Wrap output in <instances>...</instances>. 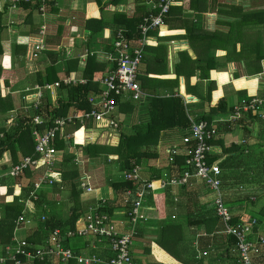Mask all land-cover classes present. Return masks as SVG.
<instances>
[{
	"label": "crops",
	"instance_id": "1",
	"mask_svg": "<svg viewBox=\"0 0 264 264\" xmlns=\"http://www.w3.org/2000/svg\"><path fill=\"white\" fill-rule=\"evenodd\" d=\"M19 4L14 7L10 3H0L2 50L0 97L10 98L14 103V109L21 107L22 97L27 88L45 85L51 88L43 91V97L46 96L49 104L57 108L59 102L68 100L70 87L87 83L83 72L89 65V61H94L98 67L93 73L94 83L107 75L111 69L108 58L110 54H113L112 38L116 30L120 29L115 23V15L125 14L127 18H130L135 10L134 0H116L115 3L111 0H48L44 15L41 16L34 3L33 9L20 7ZM181 5L182 1L179 0L175 6ZM228 5L239 6L243 11H255L263 8V0H218L216 9L227 10ZM182 13L185 17L194 18V13L190 9L185 8ZM197 19L204 32L213 33L220 28L216 22L225 20L226 17L208 10L197 16ZM42 26L45 27V32L41 38L39 32ZM220 29L223 32L226 31L225 28ZM183 34V31L169 32L166 25L164 28L149 32L151 42L144 48L138 74L143 98L139 101L123 100L118 103L114 115L119 125L117 130L101 131L92 121L80 123L78 119L70 120L57 135V139L64 143V148L56 150L52 167L43 166L37 170H28L32 174L28 179L32 186L44 175L53 174L54 177L51 184L47 182L42 184L36 192L37 200L44 202L41 216L47 218L52 209H56V213L62 220L69 215L71 205L67 199L70 192L68 186L61 181V172L72 168L78 171L79 178L88 176L89 184L94 189L91 194H85L78 189L82 213L75 227L83 228V216L89 208L98 207L101 212L107 213L105 212L107 207H115L112 213L108 214L112 218V225L120 234L130 233L132 227L127 211L120 207L121 203L117 205L118 196L112 187L114 182H121L124 179V172L119 170L118 156L100 153L98 157L89 158L83 148L87 145L116 148L121 134L127 136L144 134L149 121L151 98H167L174 95L181 96L184 101L191 100L187 104L188 116L197 119L202 117L204 119L200 120L206 121L216 129V136L211 140L213 143L210 144L208 161L217 163L221 169L224 202L233 219H242L247 215L252 217V214H257L264 206V138L262 135L264 117L261 118L259 114H255L247 115L240 121L229 120L233 106L242 99L264 94V73L247 74L244 61L237 59L236 56L240 50L238 43L233 56L234 60L239 61L238 63L226 60L225 51H216L215 64L218 67L210 72L209 79L212 81L210 94L207 91L208 80H201L198 70L195 71L190 82V94L186 93L183 76L178 78V86L172 88V80L176 78L174 66L180 62V54L186 52L189 58L194 60L196 54L192 47L197 51L200 49L197 44L190 45L189 41L182 37ZM40 39L43 49L35 58L28 59L29 44L31 42L34 44ZM159 44L166 46L165 61L162 58V64L154 63L155 52L149 55L151 51H147L148 48L155 49ZM21 48H24L23 55ZM162 53L157 55L160 56ZM260 64L264 71V59ZM37 74H41V77L36 78ZM5 78L10 81V87L3 88ZM47 78H50L52 82H47ZM242 79L250 81L255 79L256 85L237 88L234 82ZM37 80L42 84H38ZM55 83L59 86L55 87ZM96 85L97 92L90 91L87 98L98 93L99 82L96 81ZM220 103L225 109L218 108ZM261 111L264 115V108ZM13 112L14 110L0 113V130L8 132L10 128H13L9 125ZM80 114L73 103L67 115L62 118L69 119L75 116L77 118ZM4 132L0 131V135ZM185 135L186 131L176 128L165 130L160 132L156 139L153 138L148 147L140 149L148 156L137 164L141 167L140 175L143 180L157 181L169 175L168 173L172 170L168 164L169 152L176 148L180 156H183L184 146L181 139ZM68 155H71L70 163L65 161ZM17 159L20 161L21 156L17 155ZM11 164L13 165L12 155L9 151H5L0 158V168L5 170ZM231 170L236 171L231 172ZM173 173L175 174L176 171ZM6 178L11 180L6 181ZM6 178L1 183L6 181L5 185L12 192L10 195L0 194V205L12 203L21 191L22 182L20 183L18 178ZM236 185L239 187H235ZM154 196H157L159 200L163 199L160 217L157 215ZM142 204L147 219L145 223L139 225V231L135 229L136 234L130 246V252L138 264H181L154 243L167 224L180 226V232L177 234V236L180 235L179 250L181 249L182 259L186 263L235 264L232 240L230 236L223 233L222 222L216 218L217 223L212 232L207 233L205 230L211 225H205L207 220L215 216L213 196L201 182L193 179L184 189L168 188L164 191L151 192L144 196ZM33 209L34 213L35 211L37 213L35 205ZM32 220V223L17 229L14 227L13 237L29 239L38 234L44 239L47 238L48 232L41 228L34 217ZM7 245H0V255ZM66 245L76 254L95 255L102 259L111 255L105 242H98L87 236L69 239ZM155 248L162 251L172 262L158 260L154 252Z\"/></svg>",
	"mask_w": 264,
	"mask_h": 264
},
{
	"label": "built area",
	"instance_id": "2",
	"mask_svg": "<svg viewBox=\"0 0 264 264\" xmlns=\"http://www.w3.org/2000/svg\"><path fill=\"white\" fill-rule=\"evenodd\" d=\"M47 0H0L13 4L15 7L19 3H30L38 5V11L41 16L44 15L45 3ZM179 0H147V16L138 26L139 37L131 40L127 37L125 29L116 30L112 38L113 54L109 55L110 70L103 76L99 82L98 93L87 98L89 110L81 113L78 117L69 119L56 118L52 120V125L45 127L40 132L39 127L44 125L42 113L39 115H29L25 125L32 128L31 135L34 139V154L21 158L17 164H11L5 170L0 168V184L6 177L17 178L29 169L37 170L43 166L51 168L55 157L56 149L53 146L59 131L63 130L66 122L78 119L80 123L86 121L94 122L95 126L101 131L117 130L119 125L114 115L117 105L123 100L139 101L143 98L140 84L138 83L139 66L144 56V48L150 43L149 32L164 28L162 15L166 14L170 7L178 4ZM158 9L159 13L153 15V11ZM45 27L42 26L39 32L42 38ZM43 49L41 39L28 47V59H33L37 53ZM55 87L59 84L55 83ZM51 86L32 87L25 90L22 97L23 109L25 112L38 110L43 91L50 89ZM34 91V92H33ZM32 92V93H31ZM191 100L184 101L187 105ZM264 108V94L251 96L242 99L233 106L229 116L230 121H240L247 115L259 114L264 117L261 109ZM16 114L9 119V125L13 126ZM189 127L186 135L182 137L181 142L184 146L182 151L184 164L178 175L163 176L157 181H145L141 178V167L132 164L129 171L124 172L123 178L127 182L139 185L137 190H128L126 197H134L132 209L127 213L131 223V231L127 234H120L112 225V218L107 213L101 212L98 207L89 208L83 216L84 226L74 230L62 232L60 229L51 231L47 238L40 244L33 245L26 238L17 239L13 237L11 244L5 246L0 255V264H23L21 259L24 257L31 260L38 259L43 261L46 257L60 264H138L130 252L132 238L136 234L135 229L142 223H145L147 217L143 212L144 196L154 193L158 190H166L187 186L191 180H199L212 194L215 216L223 224V233L234 239L235 264H255V259H264V220H258L256 217H250L248 220L238 219L233 222L225 202L222 192L221 169L217 163L208 161L210 153V142L216 136V129L204 120L188 116ZM2 137V134L0 135ZM177 156H180L179 150L173 148L169 152L168 164L172 165ZM89 177L84 176L78 179V189L85 194H91L94 189L89 184ZM54 181L53 174L44 175L37 182L33 183V190L30 192L28 200L25 202V213L15 222V229L22 227L27 223H32L34 214L33 201L37 200L36 192L44 183L51 184ZM176 200V199H174ZM28 215V216H27ZM27 216V217H26ZM41 220H45L42 216ZM91 237L98 242H105L108 246V252L111 254L106 259L95 255L76 254L66 242L76 237ZM33 251L25 250L29 248ZM33 252V253H32ZM203 255H205L203 253Z\"/></svg>",
	"mask_w": 264,
	"mask_h": 264
},
{
	"label": "trees",
	"instance_id": "3",
	"mask_svg": "<svg viewBox=\"0 0 264 264\" xmlns=\"http://www.w3.org/2000/svg\"><path fill=\"white\" fill-rule=\"evenodd\" d=\"M111 1L114 3L116 2V0ZM134 1L135 10L134 14L130 18H127L125 14L115 15L116 25L121 29H125L127 37L131 40H135L139 37L138 26L143 22V18L147 16V6L145 5L147 0ZM181 1V6H172L169 8L166 14L162 15L163 23L167 26L169 32L180 33V31H183L184 34L182 37L187 39L190 45L197 44L200 49L197 51L191 46L196 54V58L194 60H191L186 52L180 54V62L174 66V74L176 78L172 80V88L174 86H178V78L183 76L185 79L186 93L190 94L191 90L189 85L190 82H192L195 71L198 70L199 78L201 80H208L207 91L210 94V88L212 85V81L209 79L210 72L216 70L218 67L215 64L216 51H225L226 54L224 57L226 60L236 61L238 63L239 61L236 59L234 60L233 57L236 44L238 43L240 44V50L236 56L237 59L244 61V69L247 74L254 75L262 72L264 73L260 64L261 60L264 59V0L263 8L255 11H243L241 7L236 5L226 6L228 8L227 10L224 8L223 10H218L216 9L218 0ZM47 2L48 0L46 3ZM19 6L33 9V5L30 3H20ZM35 6L38 8V5L35 4ZM185 8L193 11L194 18L185 17L183 15L182 12ZM208 10L226 17L225 20H219L216 22L220 28H225V32L221 31L220 28L215 30L213 33L204 32L201 29L203 27L200 26V21L197 19V16L207 12ZM158 13V9L153 11V15H157ZM21 51L23 55L24 48H21ZM147 51H151L149 55H152V52H155L154 63L162 64V58L165 61V45L159 44L155 49L148 48ZM160 52H163L162 55H157ZM203 52H205V54ZM1 54L2 50L0 46V55ZM92 63L95 64L94 61H89V65L83 72V76L87 79V83L85 85L70 87L67 96L68 100L66 102H59L57 108H54L52 105H50L46 96H44L41 98L38 110L35 111L33 109L25 112L23 109V102L20 108L14 109V103L12 100H10V98L0 97V113L4 114L8 111L14 110L13 114H16V118L12 126L14 131L4 132L3 130H0L1 132H4L2 134V138L0 139V158L5 151H9L12 155L13 164H17L19 162L17 155H20L21 158L26 156H33V158H36V155L34 154L35 142L31 135L32 128L24 124L29 115L35 116L42 113L44 126H40L41 128L39 129V131L41 130L40 132H42L44 131L43 128L45 126L49 127L52 125V120L66 116L70 105L73 103H75L77 112L79 113H84L89 110V105L86 100L87 94L92 90H94L93 92H97L96 81L98 82V80H96L94 83L93 76V73L98 67L96 64L91 67L93 65ZM0 68L2 67L0 66ZM4 71L6 72V70ZM47 71L48 69L46 72ZM40 75L41 74H37L36 78L41 77ZM46 81L49 83L52 82L50 78H47ZM37 83L40 85L42 84L39 80H37ZM234 84L237 88L254 87L256 85V81L255 79L251 81L242 79L235 81ZM10 85V81L5 78L3 80V88L10 87ZM142 86H144V84H142ZM251 91L253 92L254 90ZM218 108L225 109L221 103L218 105ZM188 115V105L184 103V100L181 96L174 95L167 98L153 97L151 98L149 104V121L144 134L137 133L131 136L121 134L120 142L116 148L87 145L83 148V150L85 151L86 156L89 158L98 157L101 155L100 153L103 155L115 154L118 156L117 161L120 165L119 170L122 172H127L131 169L132 164H140L144 158H148L147 154L143 153V151H140V149L142 147H148L150 141L153 138L156 139L160 132L175 128L185 132L189 127ZM200 119L204 118L200 117ZM81 129H83V127H81ZM57 138L58 136L53 142L54 148L56 150L63 149L64 143ZM212 143L213 142H210V144ZM70 160L71 155H68L65 158V161L70 163ZM183 162L184 157L177 156L174 160V163L170 165L172 170L170 173H168V177L171 175H178L181 172V167L184 164ZM174 171H176L175 174L173 173ZM61 173V181L65 184V186H68L70 192L67 200L71 207L69 208V215L67 218L62 220L60 215L56 213V209H52L50 215L47 218L45 217V220H41L44 202L42 203L40 199L33 201V205H35L37 213L35 211V215L33 214L32 217L38 221V224L41 225V228H44L45 232H48V234L54 229H60L62 232L67 230L73 231L75 228V223L82 213L81 205L79 203L80 190H78V171L76 169L69 168L65 171H62ZM31 175V172L27 170L23 175L17 177L18 181H20V183L22 182L21 191L17 194V197L14 198L12 203H2L0 205V245H7L10 243V241L12 242L15 222L22 213L26 212L25 201L33 189V186L28 181ZM112 187L118 196L117 205L119 206V203H121L120 207L126 209L127 213H129L132 209L131 204L134 202L135 198H127L125 194L127 190H137V185L132 182H127L123 179L121 182H114ZM185 187L186 186L180 188L184 189ZM11 192L12 190L8 189L5 183L0 184V194L10 195ZM154 201L156 204L157 215L160 217L162 213L160 206H163L164 204L163 199L159 200L157 196H154ZM165 201H167L166 198ZM114 208L115 207H107L105 212L110 215ZM252 215V217H256L258 220H264V206L258 211L257 214ZM250 217V215H247L243 216L242 219L248 220ZM216 218L217 217L215 216L214 218L207 220L205 225L209 226V224H211L209 227L205 228L207 233L212 232V229L217 223L218 218ZM233 222H236V220L234 219ZM139 229L140 228H137L138 231ZM179 232L180 226L175 224H167L162 228L160 237L155 239L154 243L165 250L170 256L178 260V262L181 264H188L182 259L183 254L181 249L179 250L180 235L177 236ZM42 238V236L35 234L31 238H27V241L35 245L41 243L44 240V238ZM231 240V243L234 247L235 242L232 237ZM25 250L33 251L30 246L28 249L25 248ZM154 252L158 260L172 262L170 258L167 257L162 251L155 248ZM21 261L23 264H60L54 262L49 257H46L43 261H39L38 259L29 261L23 257ZM69 264H75V262H70ZM255 264H264V259H255Z\"/></svg>",
	"mask_w": 264,
	"mask_h": 264
},
{
	"label": "rangeland",
	"instance_id": "4",
	"mask_svg": "<svg viewBox=\"0 0 264 264\" xmlns=\"http://www.w3.org/2000/svg\"><path fill=\"white\" fill-rule=\"evenodd\" d=\"M9 130H10V132H11V131H14V128H10ZM262 135H263V138H264V132H263V134H262ZM232 171H236V170H231V172H232ZM7 179H8V178H6V181H8V180H11V179H8V180H7ZM6 181H5V183H7ZM196 181L200 182L199 180H196ZM235 187H237V188H238V187H239V185H236Z\"/></svg>",
	"mask_w": 264,
	"mask_h": 264
}]
</instances>
